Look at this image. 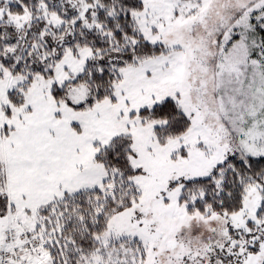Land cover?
<instances>
[{
	"label": "snow or ice",
	"instance_id": "obj_1",
	"mask_svg": "<svg viewBox=\"0 0 264 264\" xmlns=\"http://www.w3.org/2000/svg\"><path fill=\"white\" fill-rule=\"evenodd\" d=\"M0 264H264V0H0Z\"/></svg>",
	"mask_w": 264,
	"mask_h": 264
}]
</instances>
